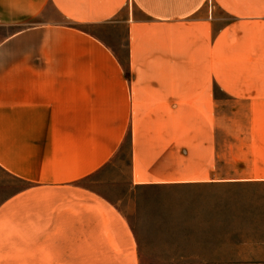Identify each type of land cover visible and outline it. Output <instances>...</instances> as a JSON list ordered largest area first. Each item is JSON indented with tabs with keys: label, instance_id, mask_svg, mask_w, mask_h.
I'll use <instances>...</instances> for the list:
<instances>
[{
	"label": "crops",
	"instance_id": "crops-1",
	"mask_svg": "<svg viewBox=\"0 0 264 264\" xmlns=\"http://www.w3.org/2000/svg\"><path fill=\"white\" fill-rule=\"evenodd\" d=\"M0 29V171L26 184L0 264H139L77 185L126 145L134 187L264 183V0H0Z\"/></svg>",
	"mask_w": 264,
	"mask_h": 264
},
{
	"label": "rangeland",
	"instance_id": "rangeland-1",
	"mask_svg": "<svg viewBox=\"0 0 264 264\" xmlns=\"http://www.w3.org/2000/svg\"><path fill=\"white\" fill-rule=\"evenodd\" d=\"M6 32L0 29V38ZM222 170L233 177V168ZM77 185L124 213L138 241L139 264H264V183L134 187L126 145ZM25 186L0 171V203ZM34 203L38 210L48 201Z\"/></svg>",
	"mask_w": 264,
	"mask_h": 264
}]
</instances>
